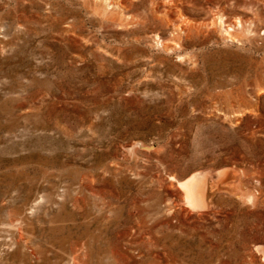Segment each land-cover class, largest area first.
I'll return each instance as SVG.
<instances>
[{
    "label": "rangeland",
    "instance_id": "1",
    "mask_svg": "<svg viewBox=\"0 0 264 264\" xmlns=\"http://www.w3.org/2000/svg\"><path fill=\"white\" fill-rule=\"evenodd\" d=\"M0 264H264V0H0Z\"/></svg>",
    "mask_w": 264,
    "mask_h": 264
},
{
    "label": "bare ground",
    "instance_id": "2",
    "mask_svg": "<svg viewBox=\"0 0 264 264\" xmlns=\"http://www.w3.org/2000/svg\"><path fill=\"white\" fill-rule=\"evenodd\" d=\"M179 184L186 190V197L189 202L197 203L198 199H200L203 203H206V196L208 194L206 175H203L197 180L194 174Z\"/></svg>",
    "mask_w": 264,
    "mask_h": 264
}]
</instances>
